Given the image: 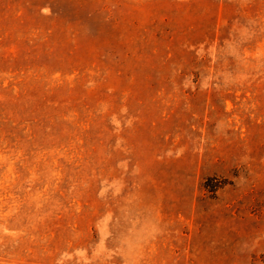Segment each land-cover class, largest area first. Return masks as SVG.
<instances>
[{"label": "rangeland", "instance_id": "374dc122", "mask_svg": "<svg viewBox=\"0 0 264 264\" xmlns=\"http://www.w3.org/2000/svg\"><path fill=\"white\" fill-rule=\"evenodd\" d=\"M0 264H264V0H0Z\"/></svg>", "mask_w": 264, "mask_h": 264}]
</instances>
